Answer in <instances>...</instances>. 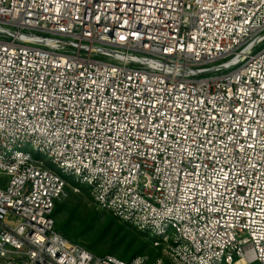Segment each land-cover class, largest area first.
I'll return each instance as SVG.
<instances>
[{"label": "built area", "instance_id": "obj_1", "mask_svg": "<svg viewBox=\"0 0 264 264\" xmlns=\"http://www.w3.org/2000/svg\"><path fill=\"white\" fill-rule=\"evenodd\" d=\"M0 174V264H264V0H0ZM79 186L163 257L63 236Z\"/></svg>", "mask_w": 264, "mask_h": 264}, {"label": "rangeland", "instance_id": "obj_2", "mask_svg": "<svg viewBox=\"0 0 264 264\" xmlns=\"http://www.w3.org/2000/svg\"><path fill=\"white\" fill-rule=\"evenodd\" d=\"M7 180V177L0 174V185ZM71 187L75 185L71 183ZM71 187L68 188L66 196L59 201L65 204L64 210L56 216L57 227L60 230L62 226L66 227L68 232L65 235L69 239L98 256L115 255L131 260L143 242L145 247L141 256H148L151 262L160 258L159 256L163 257L162 252L152 246V243L154 245L152 237L114 214L100 210L86 187L79 186L80 192H75ZM87 224L89 225L86 229ZM130 235L136 239L131 248H128L123 239L127 236L128 241Z\"/></svg>", "mask_w": 264, "mask_h": 264}, {"label": "trees", "instance_id": "obj_3", "mask_svg": "<svg viewBox=\"0 0 264 264\" xmlns=\"http://www.w3.org/2000/svg\"><path fill=\"white\" fill-rule=\"evenodd\" d=\"M64 208H65V204L63 203H57V205H56V208H55V213H54V217H55V219H56V216H58L63 210H64ZM56 224H57V220H56ZM88 225L89 224H87V226H86V229L88 228ZM105 229H107V228H105ZM57 230L63 235V236H65L66 238H68L69 239V237H67L66 235H65V233H67L68 232V230H66V227H64V226H62V228H61V230L57 227ZM148 235V234H147ZM135 237L134 236H131L130 235V237H129V240L127 241V236L123 239V240H125L126 241V243L128 244L127 245V247L128 248H131V245L133 244V243H135ZM71 240V239H70ZM72 241V240H71ZM142 246H139V248L137 249L138 251H137V253L136 254H134V256L132 257V259L131 260H125V259H123V258H119V259H121V260H124V261H128V262H130V261H132V260H134V259H136V258H138V257H145V256H141L142 255V253H143V248L145 247V244L142 242V243H140ZM152 246L154 247V245H153V243H152ZM155 249L156 250H158V251H161L159 248H156L155 247ZM113 256H115V255H113ZM117 257V256H116ZM148 257V256H147ZM159 257H161V256H159Z\"/></svg>", "mask_w": 264, "mask_h": 264}]
</instances>
